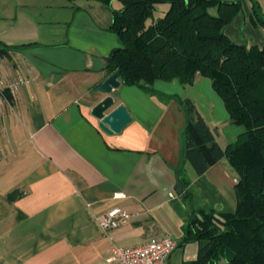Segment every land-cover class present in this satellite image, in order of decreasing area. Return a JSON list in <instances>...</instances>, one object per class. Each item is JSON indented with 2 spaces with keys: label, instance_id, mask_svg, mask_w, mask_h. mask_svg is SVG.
I'll return each instance as SVG.
<instances>
[{
  "label": "crops",
  "instance_id": "obj_1",
  "mask_svg": "<svg viewBox=\"0 0 264 264\" xmlns=\"http://www.w3.org/2000/svg\"><path fill=\"white\" fill-rule=\"evenodd\" d=\"M230 1L239 10L225 34L262 48L264 25L251 0ZM121 7L120 0H0V43L8 47L0 57L8 97L0 106V264H108L114 244L152 236L169 235L178 246L186 239V247L195 242L186 235L195 212L238 206L240 175L227 157L199 175L185 155L186 98L222 148L246 131L209 78L157 80L149 89L120 77L112 95L133 119L119 133L100 129L92 109L108 95L97 87L112 74L107 59L120 42L110 26ZM18 76L26 82L11 94ZM184 175L186 198L176 191ZM114 207L131 217L104 234L97 217Z\"/></svg>",
  "mask_w": 264,
  "mask_h": 264
},
{
  "label": "trees",
  "instance_id": "obj_2",
  "mask_svg": "<svg viewBox=\"0 0 264 264\" xmlns=\"http://www.w3.org/2000/svg\"><path fill=\"white\" fill-rule=\"evenodd\" d=\"M95 1L110 5L114 0ZM120 1L122 7L113 10L110 26L120 46L107 59L109 71L120 72L127 85L149 89L157 80L191 84L197 75L207 77L231 120L246 127L235 143L222 148L196 105L188 98L182 101L188 113L185 155L196 173L203 174L227 157L240 175L234 212H195L187 238L205 239L206 244L195 259L183 264H219L222 259L226 264H264V46L240 45L225 34V26L239 10L237 4ZM165 3L170 5L168 11L153 18ZM212 7H217L216 15L210 13ZM0 45V54L7 53L8 47ZM188 182L185 175L180 178L185 193Z\"/></svg>",
  "mask_w": 264,
  "mask_h": 264
},
{
  "label": "built area",
  "instance_id": "obj_3",
  "mask_svg": "<svg viewBox=\"0 0 264 264\" xmlns=\"http://www.w3.org/2000/svg\"><path fill=\"white\" fill-rule=\"evenodd\" d=\"M1 49V45H0ZM1 57V54H0ZM10 85L11 94L15 93L19 83L26 79L18 76ZM6 85L0 74V106L8 100L6 96ZM116 197H126L125 193H116ZM174 196V193H171ZM131 214L121 207H114L97 217L98 226L102 233L109 234L110 231L125 225ZM176 239L169 235L152 236L146 241L135 246H119L114 244L106 260L108 264H170L172 253L177 248Z\"/></svg>",
  "mask_w": 264,
  "mask_h": 264
},
{
  "label": "water",
  "instance_id": "obj_4",
  "mask_svg": "<svg viewBox=\"0 0 264 264\" xmlns=\"http://www.w3.org/2000/svg\"><path fill=\"white\" fill-rule=\"evenodd\" d=\"M225 4L233 5L234 1L225 0ZM255 13L262 23H264V13L257 0H251ZM121 85L120 72L116 71L108 76L98 87L97 90L108 94L92 109V114L99 120V127L107 134H115L121 132L133 119L129 109L123 104L116 105L115 97L112 95L114 89ZM178 194L184 198L188 196L184 193V189L178 184L176 186ZM182 241L179 246L185 243Z\"/></svg>",
  "mask_w": 264,
  "mask_h": 264
},
{
  "label": "rangeland",
  "instance_id": "obj_5",
  "mask_svg": "<svg viewBox=\"0 0 264 264\" xmlns=\"http://www.w3.org/2000/svg\"><path fill=\"white\" fill-rule=\"evenodd\" d=\"M223 1H225V0H223ZM261 1L264 2V0H261ZM162 5L163 4L159 5V8H158L157 12H155L153 18L156 19L158 14L161 13L162 7L170 6L168 3H165L166 6H162ZM210 13L217 14L216 7L210 8ZM161 14H164V13H161ZM153 18H151L149 21H152ZM205 244H206V240L201 239V240H196L195 242H192V243H188L186 245V247L185 246H178L175 249V251L172 253V256L170 259V264H183L184 260H190V259L195 258L199 252V249L202 246H204ZM219 264H226V259H222Z\"/></svg>",
  "mask_w": 264,
  "mask_h": 264
}]
</instances>
